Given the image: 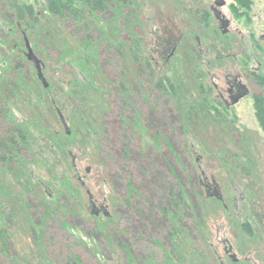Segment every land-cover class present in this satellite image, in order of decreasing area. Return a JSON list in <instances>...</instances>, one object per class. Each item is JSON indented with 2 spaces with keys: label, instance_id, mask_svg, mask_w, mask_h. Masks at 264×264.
Returning a JSON list of instances; mask_svg holds the SVG:
<instances>
[{
  "label": "rangeland",
  "instance_id": "rangeland-1",
  "mask_svg": "<svg viewBox=\"0 0 264 264\" xmlns=\"http://www.w3.org/2000/svg\"><path fill=\"white\" fill-rule=\"evenodd\" d=\"M108 1V11L85 8L74 19L52 16L41 0H0L4 264H264V131L256 113L264 0H252L247 14L226 0V35L214 15L204 23L175 0ZM25 38L43 60L48 89L27 60ZM239 73L251 96L219 118L203 99L213 83L226 92V76ZM169 78L174 100L156 87ZM52 98L67 107L71 135ZM188 102L199 106L192 117ZM169 150L178 168L163 180L171 189L156 190L175 200L158 206L148 193L150 164ZM201 177L224 203L206 198ZM92 205L110 218L94 216Z\"/></svg>",
  "mask_w": 264,
  "mask_h": 264
},
{
  "label": "trees",
  "instance_id": "trees-1",
  "mask_svg": "<svg viewBox=\"0 0 264 264\" xmlns=\"http://www.w3.org/2000/svg\"><path fill=\"white\" fill-rule=\"evenodd\" d=\"M41 1H42V6H46L48 12L52 16L66 17V15H68V16L74 18V19H78L79 17H81V13L82 12L84 13V9L85 8H88L89 10H91L94 13L101 14V13H104V12L108 11V8L110 6L108 0H41ZM234 2L236 3V6L234 8L236 9L237 13H239V12L241 13L242 12L241 14H247V12L250 11V8H251V5H252V0H234ZM77 7L82 9V11L78 10ZM28 14L30 15L31 18H35V16L37 15V13L34 11L32 6L28 7ZM81 22L82 21H80L78 23H81ZM16 27L19 28L18 26H16ZM148 67L151 68L149 63H148ZM151 71H152V69H151ZM155 71H156V69H155ZM153 72H154V70H153ZM257 78H258V82H259V84L261 86L263 80H262V78L259 75H257ZM172 81L173 80L171 78H169V85H167V82L164 80L161 83H157L156 87H157L158 91L167 93V95H170L171 97H173L171 99L174 100L175 96H177L176 92L178 91V86L173 84ZM200 91L203 94L204 93V87L200 88ZM185 96H187V95H182V98H185ZM204 98H205V99H203L204 104L206 106H208V108H209V104H208V100L206 99V96ZM178 100H180V99H178ZM114 101L116 102V100H114ZM196 107L197 108L199 107L198 104H196V103L192 104L191 102H188V106H187L188 109L186 110L187 113H188L187 115H190V117H192V115L195 114L194 111H195ZM174 113H175V111H174ZM256 113H257L258 120H259V122H260V124H261V126L263 128V131H264V96L261 95V94L257 95V97H256ZM218 117L222 118L223 115L219 114ZM178 120H179L178 115L177 116L172 115L173 124L177 123ZM161 121H164V120H161ZM165 134H167L168 137L170 136L169 132L165 133ZM179 134L180 135L183 134L182 128H181V132H179ZM122 144H123V148L126 149V150L131 148V141L130 140H129L128 143L124 142L122 140ZM122 153H123V151H122ZM138 153H140V156L143 159L145 158V155L143 154V152H142V150L140 148L137 151V156H138ZM153 154H154V150L150 149L148 151V154H147L145 160H148L150 157L152 159ZM158 154H159V159L154 158L153 161L150 164V167L153 169L154 178H153V181L151 182L152 186L148 185V193H149L150 197L152 198V203L157 204L159 206V204H162V205H164L166 203H167V205L170 204V201H169L170 198L175 200L173 197H170L171 193L169 195V198H167V200L165 199V197L164 198L160 197L159 196L160 193L158 194L156 189L158 187V184H165L166 189H168V190L171 189L170 185H169V182L166 183L163 180H166V176H167L166 173H168V171H170L171 174H172L173 170L178 168V165H177L174 157L172 156V151L169 150L166 154L165 153H162V154L158 153ZM143 162H144V160L139 161L138 158H137V164L138 165L140 163H143ZM197 162H199V158H197ZM158 165H159V168H158ZM150 167H149V171L151 173L152 170H151ZM123 170H125V161L123 160V157H122V172H123ZM149 171H146V172H149ZM142 175L144 176L145 172H141V176ZM193 179H194L193 180L194 183H198L197 178H193ZM199 183H200V181H199ZM127 184H128V186L132 185V183H128V180H127ZM205 185H206V179L202 178L201 186L203 187V189H205L206 198L207 199H214L215 197H212V196L209 195L208 189H207V187H205ZM128 188L129 187H127V189ZM122 190H123V187H122ZM127 191L128 190H126V192ZM192 199H193L192 203L196 206V208L198 210H200L198 198L193 194ZM216 200L220 201L217 198H216ZM221 202L224 203L223 201H221ZM225 207H226V205H225ZM157 211H158V209H157ZM157 213H159V212H157ZM159 215L160 214H158V216ZM137 219H138V215H137ZM155 222L159 226L162 225L160 217L156 218ZM135 229L139 230V228L136 227V226H135ZM1 250H2V248H1V241H0V264H4V260L3 259H4V257H6V255H2L5 252H1Z\"/></svg>",
  "mask_w": 264,
  "mask_h": 264
},
{
  "label": "flooded vegetation",
  "instance_id": "flooded-vegetation-1",
  "mask_svg": "<svg viewBox=\"0 0 264 264\" xmlns=\"http://www.w3.org/2000/svg\"><path fill=\"white\" fill-rule=\"evenodd\" d=\"M175 1L179 4V6L184 7L185 12H188L189 8H194V10H193L194 13L200 14L202 21L204 23H206V22L209 23L210 20H212V15H214L215 19L218 21V23L220 25L219 28L221 31V21H219L216 18L214 12L217 10L220 13H222L223 16L226 17V15H224V13L222 12V8H219L216 6L215 0L213 3H209L206 0H192V1H190L189 7H188L189 2L184 3V2H182V0H175ZM183 22H186V21L183 20ZM230 25H231V20H230ZM198 41H200L199 38H198ZM201 45H202V43H201ZM177 51H178V47H173L171 54L167 58L168 59L172 58L177 53ZM204 53H206V52H204ZM202 58L204 60V57H202ZM151 59L153 61L157 60V58H154L153 55H151ZM260 69H261V67H258L257 69L253 70L252 73L254 74V77L260 73ZM243 75H244L243 73H239V74H235V75H229L228 74V76H226V82H227V91L226 92L219 90L220 89L219 85L213 83L212 88L214 89V93H213V91H210L212 94L210 92H208L205 95L206 99L208 100L209 108L211 109V111L214 109V112L217 113L218 116H219V114L223 115V113H228V111H230V109L237 106L242 101L246 100L247 98H249L251 96V88L246 84V79H245L246 76H243ZM246 78H248V77H246ZM51 101L54 105V109H55L57 115L59 112H61L64 115L63 110L67 109V107H65V106L62 107V109H63L62 110L60 108V106H58L56 99L52 98ZM58 118L60 120L59 115H58ZM64 118L66 119V122H68V118H66L65 116H64ZM60 123H61V120H60ZM61 125H62V123H61ZM62 127H63V125H62ZM205 187H207V189L209 191L213 192L212 190H210L211 187L208 184H206ZM92 208H93V212L94 211L96 212L98 209L96 207V205H92ZM102 209H104V208H102ZM102 209H98V210H102ZM219 261L222 264V261L220 259H219Z\"/></svg>",
  "mask_w": 264,
  "mask_h": 264
},
{
  "label": "water",
  "instance_id": "water-1",
  "mask_svg": "<svg viewBox=\"0 0 264 264\" xmlns=\"http://www.w3.org/2000/svg\"><path fill=\"white\" fill-rule=\"evenodd\" d=\"M215 2H216V6L219 8H223L227 5L226 0H215ZM214 13H215L216 18L219 21H221V32L224 35L228 34L229 28H230V20L227 19L225 16H223L222 13H220L217 10ZM25 43H26V49H27V54H26L27 60L34 65V68L37 72L38 79L41 81L44 88L48 89L50 86H49V83H48V81L44 75V66L45 65H44L43 61L35 54L34 49L32 48V46H31V44L27 38H25ZM58 115H59L61 123H62V125L66 131V134L71 135V130L68 126V123L66 122V119L64 118V115L61 112H59ZM89 170L90 169L88 168L87 171H89ZM208 193L210 196L215 197V198L219 199L220 201H223V197L221 195V192L214 191L213 193H211V191L208 190ZM100 213H102L106 218H110V214H109L107 209H102V210L97 209L96 212H93V215L98 216ZM232 257H235L234 261H238L236 255H234Z\"/></svg>",
  "mask_w": 264,
  "mask_h": 264
}]
</instances>
